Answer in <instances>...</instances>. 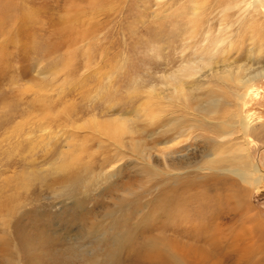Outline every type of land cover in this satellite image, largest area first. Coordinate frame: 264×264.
<instances>
[{
    "label": "rangeland",
    "instance_id": "1",
    "mask_svg": "<svg viewBox=\"0 0 264 264\" xmlns=\"http://www.w3.org/2000/svg\"><path fill=\"white\" fill-rule=\"evenodd\" d=\"M252 1L0 0V264H264V76L238 106L215 74L264 67ZM214 48L213 78L179 71ZM176 85L191 98L150 121L153 91ZM114 119L122 146L98 126Z\"/></svg>",
    "mask_w": 264,
    "mask_h": 264
},
{
    "label": "bare ground",
    "instance_id": "2",
    "mask_svg": "<svg viewBox=\"0 0 264 264\" xmlns=\"http://www.w3.org/2000/svg\"><path fill=\"white\" fill-rule=\"evenodd\" d=\"M236 5H238V3H236ZM252 5H253V9L260 6V7H262V9L264 11V0H253ZM252 39H253V36L251 35L250 40H252ZM219 44H222L221 40L219 41ZM198 50L199 49H196L195 54L198 53ZM218 50H219V48L218 49L214 48V51H208L207 52L208 53L207 57H201L199 60H198V58L197 59L193 58L192 62L187 61L179 69V71H182L184 73L186 71L185 75L186 74L189 75V79H192L193 81H196V82L202 81L203 74H207L208 72H209V74H212V75L207 74L206 77L208 78V80H209V78H213L214 73H215V69L212 66V63L216 59L215 54L218 52ZM223 52H224V54L227 53V51H223ZM248 70H249V64L248 63H242L238 67L226 68L225 72L215 73L216 75H220L222 78H229V80L236 86L235 87V89H236L235 95L237 96V105L238 106L239 105L242 106V103H243L244 99L246 98V96L251 94L252 86H253L252 80L255 78H258L260 76H264V67H258L252 73H249ZM198 75H201V76H198ZM179 76L180 75H178L176 77L177 81H178ZM209 76H211V77H209ZM182 77H184V76H182ZM184 78H187V77H184ZM180 83H182V82H180ZM179 86H181V85H179ZM179 86L176 85L175 88H173L174 89L173 90V92H174L173 96H165V95H163L162 91H158V90L153 91V94H152V95H154V96H152L153 98L148 100L147 105L144 107L145 113L150 109L148 111V113L151 115L149 118L150 121H152L154 119L161 120L164 113L169 112L171 110L170 105L164 104L165 102L175 101L178 104H184L185 102H187L191 98V95L189 92H185V91H183L185 93L178 92L177 88H179ZM167 89H169V87ZM184 89H186L185 86H184ZM169 90H171V89H169ZM182 90H183V88H182ZM169 93H168V95H169ZM177 93H179L180 95H177ZM174 96L177 97L176 100H174V98H175ZM163 98H164V100H163ZM225 103L226 102L223 98L213 97L212 99L206 101V104L203 106V109L201 108L202 111L198 112V113H202L203 111H205L207 113V115H210L213 113H218L220 108ZM208 105H209V107L206 108V106H208ZM212 107H213V110L211 109ZM184 119L185 118H183V117L173 118L169 123L166 124V128H167L166 130L169 132L175 131L177 126H179L182 123V121H184ZM203 119L205 121L211 123L210 125L214 126L211 128L212 131L217 133L220 137H222V139H223V137H225L226 135H229V133H231V131H223V130H226L227 127H229L228 125H222L221 123H218L217 121H215L214 118L207 116V117H203ZM250 119H251V116L246 115L245 117H243L239 120V126L241 127V130L243 131L244 134H248L250 131V128H251V120ZM191 121H195V120H193V118H192ZM98 126L101 128V130L106 135L113 137L119 143V144L116 143L117 145L122 146V144H123L122 133H123V130L126 129V127L124 125H122L120 123H116L115 119H114V121H111V123L102 122ZM181 127H182V129L180 130V132H176L175 136H173L171 140L165 141V146L170 148V146L174 144L175 140H178V139L180 140V139L184 138L188 134V132H192L193 129L197 128V126H196V124H194V122L187 128H183V126H181ZM216 127L218 129H216ZM163 131H164V129H163ZM217 138H218V136H217ZM218 141H220L219 138H218ZM224 143H222V141H221L214 150L221 152L223 149L222 146L224 145ZM64 156H66V155H64ZM217 156H219V154L216 155V158L213 156V158L209 159L208 161H216V165H221L223 163V159H221ZM63 158H65V157H63ZM253 166H254L253 170L257 172L259 169V166L256 163ZM232 172L234 174L239 175V176H245L244 174L240 173V171H238V170H232ZM196 252H198V251H196ZM196 252H194V250L189 251L187 254L186 260H183L178 256H174V260L172 261V264H205V263L209 262L208 256H210V255L213 256L212 254L207 255L206 253L203 255L202 254L197 255ZM8 264H13V263L9 262ZM209 264H212V263L210 262Z\"/></svg>",
    "mask_w": 264,
    "mask_h": 264
}]
</instances>
